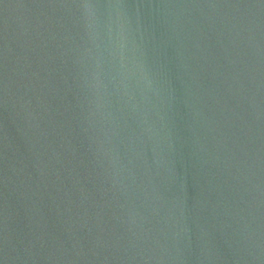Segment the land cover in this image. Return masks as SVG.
I'll return each mask as SVG.
<instances>
[{"label": "water", "instance_id": "1", "mask_svg": "<svg viewBox=\"0 0 264 264\" xmlns=\"http://www.w3.org/2000/svg\"><path fill=\"white\" fill-rule=\"evenodd\" d=\"M0 264H264V0H0Z\"/></svg>", "mask_w": 264, "mask_h": 264}]
</instances>
